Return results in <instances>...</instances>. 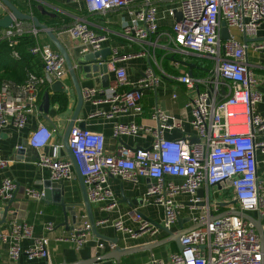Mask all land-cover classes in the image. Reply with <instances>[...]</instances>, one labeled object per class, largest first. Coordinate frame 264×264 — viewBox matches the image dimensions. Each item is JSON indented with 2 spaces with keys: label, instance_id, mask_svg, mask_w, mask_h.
<instances>
[{
  "label": "built area",
  "instance_id": "2783aa9c",
  "mask_svg": "<svg viewBox=\"0 0 264 264\" xmlns=\"http://www.w3.org/2000/svg\"><path fill=\"white\" fill-rule=\"evenodd\" d=\"M79 4L81 0H70ZM90 13H107L115 9H127L130 19L122 24V35L128 40L145 42L154 34L165 37L176 48L212 60L209 73L202 77L185 73L177 80L189 88L202 86L203 89L191 97L188 106L192 110L191 121L199 137V142L188 138L166 139L164 130L182 128V121L155 106L153 117L158 121V136L150 148L130 149L119 146L114 153L106 149V137L103 133L81 129L75 126L69 138L70 148L85 179L91 203L102 204L101 210L110 213L118 205V199L109 185L112 175L124 181L137 184L140 177L155 179L148 188L143 202L155 203L164 208V226L168 229L179 217L185 206L177 200L182 193L191 194V201L203 202L198 214L193 215L196 225L202 226L182 235V250L171 253L168 260L154 255L144 264H264V246L254 224L239 215L220 217V202L213 201L212 190L219 189L227 204V209L237 208L243 212L262 217L264 231V166L260 154L264 153V116L256 113L262 93L258 86L264 85V79L255 73L256 65L248 60V50H264V41L245 43L234 34L238 31L243 36H256L259 26L264 22V0H170L174 6L168 15L175 19L170 29L160 31L157 3L162 0H84ZM29 14L33 13V0H26ZM181 12V20H176ZM225 21L231 37L222 39V22ZM41 30L33 22L15 20L0 31V40H7L10 46L20 36L30 34L38 37ZM64 32L86 47V51L95 52L103 48L108 34L98 33L90 23L78 18ZM145 50L139 52L145 54ZM30 52L41 58L43 74H30L28 79L18 86L17 92L9 81L0 84V129L14 124L23 128L38 105L39 91L44 85L52 86L56 81H64L68 74L64 57L49 43L37 41ZM88 53V52H87ZM85 54V53H84ZM114 49L111 63L124 58ZM18 57L17 52H13ZM117 82L107 89L92 87L83 90L85 98L91 99L98 92L105 95L104 101L113 102L110 113L118 112L140 114L143 111L144 91L154 88L159 78L154 68L149 67L137 81H130L123 67L115 69ZM118 87H126L119 91ZM46 130V129H42ZM37 130L35 136H40ZM136 122H116L114 135H139L149 131ZM52 132L46 130V139ZM35 148L38 143L30 140ZM20 147V146H19ZM260 153V154H259ZM8 160L0 159L4 167ZM41 166L50 169L53 181L69 180L74 177V165L71 160L43 155L39 159ZM167 176H178L183 182L168 181ZM17 182L7 177L0 184V204L14 198ZM204 189L202 197L198 190ZM34 199L43 195L32 188L26 189ZM206 191V193H205ZM220 193V195H221ZM216 194L219 195L218 190ZM236 200L234 205L232 201ZM1 208V206H0ZM81 224L68 236L57 237L58 241L73 243L81 248L90 237H94L87 215ZM134 219L139 222L138 229L129 227L122 216L111 220L104 216L96 221L97 225L110 224L116 231L136 237L144 231L159 230L145 221L140 211L134 210ZM55 229L53 222L45 225L47 232ZM10 235H5L0 228V239L10 243L9 256L18 260L22 255L28 259L46 258L49 260V237L35 239L28 248L22 241L32 237V226L26 222L13 221ZM104 247V243H99ZM113 247V246H112ZM95 264H99L95 263Z\"/></svg>",
  "mask_w": 264,
  "mask_h": 264
},
{
  "label": "crops",
  "instance_id": "0c3cea01",
  "mask_svg": "<svg viewBox=\"0 0 264 264\" xmlns=\"http://www.w3.org/2000/svg\"><path fill=\"white\" fill-rule=\"evenodd\" d=\"M20 10L29 13V8L26 0H11ZM40 7L43 6L45 11L51 15H46L40 20L52 28L69 51L70 56L76 59L78 56L87 53L86 47L82 46L79 41L72 40L65 32L78 18L87 20L90 25L96 29L98 33L108 34V39L103 43L102 49H110L111 53L107 56L109 61L108 75L110 80L109 87H114L117 82L115 69L123 67L127 71V76L130 81H137L142 77L149 67H153L159 78V82L154 88H149L144 91L141 100L143 111L140 114H131L129 112H118L113 116L100 114V111L110 113L113 107V102L104 101L105 95L98 92L91 99H86L81 107L78 115L76 126L79 121H86V129L103 133L106 137V149L110 153L116 152L121 145H125L132 150L137 148H150L158 136V121L153 117L154 107L158 106L163 111L175 116L182 121V128L174 130H164L163 135L166 139L188 138L191 142H198L196 131L191 123L193 119L192 110L188 106V101L195 96L202 86L189 88L186 84L177 80V77L193 72L194 77H202L209 73L213 66L211 59L200 57L193 53H188L176 48L165 37L158 38L157 34L152 35L145 42L140 43L137 40H128L122 35L121 26L130 19L127 9H115L107 13H90L88 12L85 1L81 0L79 4H74L68 0H33ZM174 6V2L170 0H162L157 3L160 31L170 29L174 18L168 15V10ZM70 9L77 11L84 10L85 12L78 15ZM8 13L6 6L0 2V18ZM61 26V28L57 25ZM54 28H53V27ZM57 26L59 28H57ZM235 36L244 41V36L238 31L234 32ZM252 42L264 41V22L259 26L258 32L254 37H248ZM37 41L41 43H49L53 45L44 31H41L37 37ZM54 46V45H53ZM55 47V46H54ZM114 49H117L118 55L125 56L122 59L111 63L114 56ZM145 50V54L140 55L139 52ZM16 60V61H15ZM103 60V59H99ZM248 60L251 64L256 65L255 73L264 79V50L254 51L252 47L248 50ZM13 62V65L10 63ZM41 61V60H40ZM17 59L10 58L5 61L7 80L12 83L13 91L17 92L16 86L23 84L16 82L10 77H14L16 73ZM42 63V61H41ZM10 64V65H9ZM83 89L86 88H102L100 78L91 77L84 78V73H78ZM69 93L68 104L65 109L60 108L58 102L52 100V96L56 93L49 90L51 105L48 114L46 115L40 110V105L43 100L41 89L39 91V100L37 108L30 113L28 121L23 128H18L14 124L4 126L0 129V159L8 160V164L4 167L0 166V184L2 181L10 177L14 179L18 188L14 195V201L10 205L8 212H4L8 201H2L0 206V228L5 235H10L11 224L13 221L26 222L32 226V237L22 241V246L28 248L35 239L48 236L49 244L47 246L50 258H34L28 259L26 255H22L18 260H12L9 256V239H0V264H66L76 263L80 260H89L101 256L112 249V244L98 238L96 235L81 247L76 248L73 243L67 241H58L59 236L70 235L78 222L82 221V217L87 215V211L83 205V195L79 182V178L74 167V177L69 180L60 181L63 183L65 190V201L69 204H76L73 209L76 210L77 223L74 224L73 216L69 210L64 211L63 207L53 202L42 198H31L26 189L32 188L44 193V183L50 180V169L39 164V159L43 155H48L53 158H61L70 160L69 154L63 147V135L69 125L72 115L78 103L77 93L75 91L73 81L68 73L63 81ZM126 87H118V90H124ZM258 90L262 93V101L256 106V113L264 116V85L258 86ZM64 93V92H63ZM41 95V96H40ZM136 122L143 125L149 131H143L139 135H122L116 137L114 135V124L116 122ZM46 129L52 132L50 138L46 139ZM37 130H42L40 136H35ZM30 140L38 143L36 151L39 153L37 159H32L30 156H21L17 148L24 142L30 143ZM32 145V144H31ZM33 149V148H32ZM262 167L264 166V153H262ZM168 181L175 183L183 182V178L178 176H167ZM109 185L114 192V196L118 199V205L109 214L101 210L102 204L92 203L94 217L99 220L102 217L109 216L111 220L122 216L125 223L133 229H138L139 222L134 219V210L140 211L147 217L151 218L160 224H164L165 214L164 208L155 203H140L139 201L132 207L124 200L123 195L129 199L143 198L150 186L154 183L152 179L140 177L137 184L124 181L121 177L112 175L108 179ZM56 182V181H55ZM58 182V181H57ZM204 190V189H203ZM218 190V194H216ZM206 193V191H205ZM219 189L212 190L213 201L223 202L225 198L222 194L228 195L227 192L221 193ZM201 194V193H200ZM202 197V196H200ZM177 200L183 202L185 206L180 210V214L176 222L172 225L171 230L181 231L189 230L196 224L193 221V215L198 214L201 210L203 202H192V196L188 193L178 195ZM227 207L221 206V213L225 212ZM220 213V214H221ZM67 224H64L66 223ZM48 222H53L55 229L52 232L45 230V225ZM100 233L110 237L111 239L118 238V245L122 248L134 247L137 251L127 254L121 258L120 264H144L154 255L157 258L168 260L171 253L178 251L176 242L169 241L170 236L164 229H159L155 232L144 231L133 237L127 233L116 231L110 224L97 225ZM74 228V229H72ZM99 243H104V247H100ZM158 243L152 250L148 249L152 244ZM99 264H117L114 259L100 261Z\"/></svg>",
  "mask_w": 264,
  "mask_h": 264
},
{
  "label": "water",
  "instance_id": "95a60500",
  "mask_svg": "<svg viewBox=\"0 0 264 264\" xmlns=\"http://www.w3.org/2000/svg\"><path fill=\"white\" fill-rule=\"evenodd\" d=\"M68 1H70V0H68ZM0 2L3 3L6 6V8L8 9V13L0 18V31H1V29H6V28L10 27L14 23L15 20H24V21L33 22L37 28H39L41 31H44L47 34L51 43L55 46V48L59 51V53L64 57L66 65H67L68 73L71 76L75 91L77 93L78 103H77L76 109L72 115V118L69 122V125L65 131V134L63 135V147L68 152L70 160L72 161V163L76 169V172H77V175L79 178V182H80V186H81V190H82V195H83V203L81 205H83L87 211L88 219H89V221L91 223V227H92L91 230H92L93 234L96 235L98 238L105 239V240L109 241L113 247L109 252H107L101 256L95 257L93 259L80 260L76 263H66V264H95L98 262L100 263V261H103V260H111V259H114L117 262V264H120L121 258L123 256L130 254V253L137 251V250L134 247L122 248L118 245V238L111 239L110 237H107L106 235H103L102 233H100V231L97 227V224H96V219L94 217L93 205H92V203L89 199V196H88L84 176L81 173L79 165H78V163H77V161H76V159L72 153V150H71L70 144H69L70 133H71L72 129L76 126V122L78 120V115H79V112L81 110V107L84 104L85 100L87 99V98H85V96L83 94L84 89L81 85L78 73L80 71H82L84 73L83 76L85 79L91 78L93 76L96 78H100L99 80H101L103 87H105V88L109 87V85H110V80H109V75H108L109 61L107 60V56L111 53V50L108 48V49H101V50L95 51V52H88V53H85V54L78 56L76 59H73L70 56L68 49L66 48V46L64 45L62 40L59 38L58 34H56L55 31L52 28H50L46 23H42L36 15H32V14L23 12L11 0H0ZM39 8L43 11L44 14H50L48 11H45L43 9V6H40ZM181 17H182L181 12H177L176 20L177 21L181 20ZM221 37L224 40L231 37L229 28H228L227 23L225 21L222 22ZM250 40H251L250 38H248L246 35H244V42L245 43H248ZM100 58L103 60L102 61L99 60ZM189 73L191 76H193L192 71H190ZM51 89L55 92L69 93V89L67 88L66 84L63 81L54 82L51 86ZM50 105H51L50 94H49V92H45L43 95L42 103L40 105V110L43 111L47 115L49 112V109H50ZM78 127L81 129H86V121H79ZM197 141L199 142L200 139H197ZM35 149L36 148L34 146H32L30 143L24 142L22 145H20V147L17 148V151L21 156H23V155L30 156V158H32L34 160L40 156L38 151H36ZM152 182L155 184L156 180L152 179ZM43 192H44L42 195L43 199L52 200L53 202L60 204L63 207L65 212L67 210H69L73 216L74 224L77 223L76 210L73 209L77 205L66 203V201H65V190H64L63 183L55 182L51 179L47 180L44 183V191ZM203 194H204V190L199 189L198 190V196H203ZM123 198H125V199L121 200V201L127 202L132 207H134V205L138 201L140 203H143L142 197L140 199H129L123 195ZM13 201H14V198L9 201L8 206H6V208L4 209V212H6V213L8 212L10 205L13 203ZM236 203H237L236 200L232 201V204L235 205ZM227 204L228 203H226V202L220 203V205L222 207L227 206ZM141 214H142V217L145 221L150 222L152 225H155L159 229L166 230L170 236L169 241L176 242L179 250L183 249V246L181 245V242H180L182 235H184L185 233L189 232L192 229H195V228L203 225V223H200L198 225L193 226L189 230L182 229L181 231L174 232L171 229H168L167 227H165L164 225H162L156 221H153L151 218L147 217L145 214H143V213H141ZM233 214L242 216L243 218L249 220L250 222H252L254 224V226L257 229V232L260 236L261 245L264 246V231H263V226H262V217L257 216V218H255L253 215H251L247 212H243L237 208L227 209L225 212H222L219 216L224 217V216L233 215ZM67 222L68 221H66V223H64V224H67ZM78 223L81 224V222H78ZM72 229H74V228H72ZM157 245H158V243H156L154 245L152 244L150 247H148V249L152 250Z\"/></svg>",
  "mask_w": 264,
  "mask_h": 264
},
{
  "label": "trees",
  "instance_id": "16d2710c",
  "mask_svg": "<svg viewBox=\"0 0 264 264\" xmlns=\"http://www.w3.org/2000/svg\"><path fill=\"white\" fill-rule=\"evenodd\" d=\"M33 4V13L36 15L40 20H42L43 17H47L46 15L51 14H44L43 11L39 8V6L36 4V2H32ZM72 12L81 15L85 11H77L75 9H70ZM59 26V24H57ZM57 28H61L59 26ZM53 27V26H52ZM54 28V27H53ZM37 43V37L26 34L23 36H20L16 39V43L13 46H10L9 42L7 40H0V84H2L7 80V74H6V63L5 61L7 59L10 60V58L17 59V62L14 63L16 65V76L10 77L11 79L15 80L19 83H24L30 74L34 75H42L43 74V65L41 63V58L38 55H34L30 52V48L36 45ZM18 53V57H14L13 52ZM16 61V60H15ZM12 61L10 64L13 65ZM9 64V65H10ZM41 94L45 92H49L50 86L44 85L41 88ZM41 96V95H40ZM52 100L54 102H58L60 104L61 109H65L68 104V96L67 94L61 92L56 93L52 96Z\"/></svg>",
  "mask_w": 264,
  "mask_h": 264
},
{
  "label": "rangeland",
  "instance_id": "374dc122",
  "mask_svg": "<svg viewBox=\"0 0 264 264\" xmlns=\"http://www.w3.org/2000/svg\"><path fill=\"white\" fill-rule=\"evenodd\" d=\"M260 154V153H259ZM260 156H262L261 154H260ZM262 179H264V176L262 175Z\"/></svg>",
  "mask_w": 264,
  "mask_h": 264
}]
</instances>
